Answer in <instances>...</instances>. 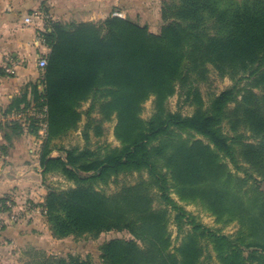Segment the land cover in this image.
I'll list each match as a JSON object with an SVG mask.
<instances>
[{
	"label": "trees",
	"instance_id": "1",
	"mask_svg": "<svg viewBox=\"0 0 264 264\" xmlns=\"http://www.w3.org/2000/svg\"><path fill=\"white\" fill-rule=\"evenodd\" d=\"M123 8L98 21L65 22L43 7L38 31L50 48L47 65L40 83L23 85L6 107L15 118L0 126L8 140L26 131L41 137L43 174L75 185L50 187L42 202L28 201L30 209H40L57 239L127 232L99 245L105 264H210V247L220 264H264V0H162L157 32L113 15ZM213 69L234 83L206 102L201 85ZM177 92L193 113L167 107ZM150 97L155 108L145 119ZM84 116L85 145L55 142ZM114 118L120 145L94 147L91 134L103 136ZM135 172V183L112 193L101 188ZM184 204L239 228L224 233ZM13 205L0 198V237ZM172 220L182 233L178 245ZM25 253L28 264H96L36 246Z\"/></svg>",
	"mask_w": 264,
	"mask_h": 264
},
{
	"label": "crops",
	"instance_id": "2",
	"mask_svg": "<svg viewBox=\"0 0 264 264\" xmlns=\"http://www.w3.org/2000/svg\"><path fill=\"white\" fill-rule=\"evenodd\" d=\"M119 1L124 3V0H0V125L15 118V114L5 115L4 111L23 85L34 78L26 58L34 54L36 47H42V54L50 51L40 39L41 25L27 24L26 17L43 16V7L48 6L55 19L98 21L113 7H125L117 5ZM41 141L28 131L8 140L0 126V198L11 197L14 204L11 215L5 216L10 224L0 237V264L28 260L25 251L31 246L60 253L61 245L65 244V239L53 236L44 214L39 209H28L26 203V200L42 202L49 189L40 166Z\"/></svg>",
	"mask_w": 264,
	"mask_h": 264
},
{
	"label": "rangeland",
	"instance_id": "3",
	"mask_svg": "<svg viewBox=\"0 0 264 264\" xmlns=\"http://www.w3.org/2000/svg\"><path fill=\"white\" fill-rule=\"evenodd\" d=\"M161 3L162 0H124V3L119 1L117 5L125 4V7L121 9V12L124 13L125 16L126 15L130 16L131 18L139 21L142 24H147L150 30L157 32L161 28ZM81 21L83 20H79V21L73 20V21H65V22H81ZM33 23L37 25H41L42 27L43 23H45L44 15L33 17L31 23H27V24L31 25ZM34 49H35L34 54L30 55L29 58H26L25 63L30 65L32 67L31 68L32 71L35 73L33 75L34 78H31L29 81H38L40 83L42 68L40 67L39 61L44 54H42V47H36ZM233 83L234 80H232L229 77H220L219 74L213 69L211 72L210 81L207 83H203L201 85V89L205 101L208 102L210 98L209 94L219 93L220 91L232 85ZM244 84L245 81H243L241 85ZM88 106L89 103H85L82 109L85 110L87 109ZM167 107L172 111L180 110L184 114H191L193 113L194 110V106H191L188 103H184V98L180 96L178 92L172 95L168 99ZM154 108H155L154 97H150L144 103L142 116L145 119H148L153 114ZM92 115L96 117L99 116V114L96 111H94ZM85 122H86V116H84V119L80 123V127L77 130H72L69 134L65 135L60 139H57L55 142L58 143L59 145H65V146L85 145L86 140L83 135V128ZM115 125H116V118L104 122V127H105L104 135L101 137H97L94 134H91L92 145L94 147L104 143H109L113 146L120 145V142L117 140L114 133ZM226 130H228V125H226ZM39 139L42 140L41 137H39ZM41 144H40V148H41ZM53 154L57 155L58 151H54ZM231 166L234 168L232 164ZM143 176H146V174L144 173ZM140 177L141 174L137 172L130 174L128 173L120 174L118 177L113 178L109 183L103 184L101 188L107 193H112L120 189L124 184L135 183L138 179H140ZM45 184L47 185L48 188L51 187L55 189H65L75 185L74 181L67 179L65 176L59 173L47 174L45 177ZM28 201L29 200H26V203L29 206L28 209H30L31 204L28 203ZM155 205L156 206L160 205V201L158 199L155 200ZM184 205L189 211H191L194 215H196L200 221L211 227L220 228L224 233L233 234L239 228V224L237 222H233L227 225L218 222L215 216L204 211L198 205L195 204H184ZM170 231L172 234L173 244L178 245L182 239V233H180L176 223L173 220L170 223ZM118 236L129 237L130 235L125 231L123 232L110 231L102 234L97 239H93V238L75 239L74 237H68L64 240L65 244L61 245L63 249L60 251L59 254L67 255L68 253H72V254L80 255L82 257L89 256L94 260L96 264H105L100 257L99 245L105 240ZM208 252H211L213 254L212 258L209 259L210 264H220L216 253L213 250H211V247L209 248ZM20 264H28V260L23 259L20 262Z\"/></svg>",
	"mask_w": 264,
	"mask_h": 264
},
{
	"label": "built area",
	"instance_id": "4",
	"mask_svg": "<svg viewBox=\"0 0 264 264\" xmlns=\"http://www.w3.org/2000/svg\"><path fill=\"white\" fill-rule=\"evenodd\" d=\"M113 15L125 17V14L122 13L121 11H115V12H113ZM31 21H32V17L31 16H27L26 19H25V22L26 23H31ZM39 63H40V67L43 68V67H45L47 65V59L45 57H42V58H40ZM12 71H13V69L11 70V72ZM41 133L44 134V130H42ZM32 208H33V210H38L39 209L37 207H32ZM39 211H40V209H39ZM2 224H3V221L0 222V229L2 227Z\"/></svg>",
	"mask_w": 264,
	"mask_h": 264
}]
</instances>
